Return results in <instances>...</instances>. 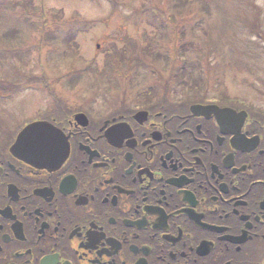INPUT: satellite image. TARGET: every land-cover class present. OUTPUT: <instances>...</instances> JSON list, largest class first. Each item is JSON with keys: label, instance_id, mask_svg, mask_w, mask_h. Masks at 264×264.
<instances>
[{"label": "flooded vegetation", "instance_id": "1", "mask_svg": "<svg viewBox=\"0 0 264 264\" xmlns=\"http://www.w3.org/2000/svg\"><path fill=\"white\" fill-rule=\"evenodd\" d=\"M191 105L61 124L56 172L0 151V264H264V112Z\"/></svg>", "mask_w": 264, "mask_h": 264}, {"label": "rangeland", "instance_id": "2", "mask_svg": "<svg viewBox=\"0 0 264 264\" xmlns=\"http://www.w3.org/2000/svg\"><path fill=\"white\" fill-rule=\"evenodd\" d=\"M111 1L0 0V51L17 49V54L23 57L16 54L0 56V83L19 87L7 98L8 93L0 92L5 95L0 98V145L8 130L15 131L25 123L46 115L53 107L52 98L58 103L82 104L80 107L89 106L100 111L112 107L103 100L93 103L95 98L78 96L91 87L108 88L109 80L100 73L87 77L81 70L86 65L101 68L113 47H128L132 42L139 47L152 45L153 55L161 53L165 57L168 54L170 64L166 67L150 56L143 59L147 66L117 73L116 80L112 82L121 84V97H127L128 103L137 100H132L135 92L156 88L158 93H165L166 81H169V96L177 97L174 95L177 93V98H183L178 80L172 78L178 67L188 63L198 67L195 76L206 75L210 100L231 99L238 104L244 100L264 111V56L259 59L255 53V50L259 52L260 45V53L264 54V0H123L126 5L119 0ZM204 3L209 8L208 12L203 9ZM237 5L241 7L234 8ZM40 10L50 19L48 26H44V17L38 18ZM56 13H61L62 20L66 22L58 24L57 28L65 32L69 28L75 31L73 25H82L78 21L71 23L74 16L93 25L91 32L78 36L79 45L75 44L78 53L73 48L59 46L57 39L49 43L42 41L48 40L43 39V35L47 36V27L54 30ZM256 13L260 14L261 36L255 29L258 23L254 22ZM144 14L158 25H164L166 32L155 26H151L154 30L149 28L144 22ZM156 31L163 34L156 37ZM11 32L16 37L9 38ZM98 44H101L99 49ZM183 44L186 47H182ZM26 51L30 52L27 63ZM247 64L250 70H244ZM119 65L118 60L109 58L104 66L105 75H110V70ZM72 71L80 73L69 83L71 79L69 75L65 78V74ZM29 78L35 80L36 87H22ZM77 80L81 83L75 92L70 85L76 86ZM48 90L53 91L54 96L49 93V97Z\"/></svg>", "mask_w": 264, "mask_h": 264}, {"label": "trees", "instance_id": "3", "mask_svg": "<svg viewBox=\"0 0 264 264\" xmlns=\"http://www.w3.org/2000/svg\"><path fill=\"white\" fill-rule=\"evenodd\" d=\"M119 3H121L122 5H126V2H124L123 0H119ZM203 5H204L203 9L207 10L206 12H208L209 8L207 7V4L204 3ZM183 6H184V4H183ZM13 7L15 8L16 6H13ZM240 7H241L240 5H237L234 8H240ZM252 8H255V5H253ZM40 11H41V13L38 16V18H40V16L44 17V19L46 20L44 22V26H48L49 24H51L50 19L47 17V15L44 12H42V10H40ZM259 16H260L259 13L255 14L254 22H258L256 24L255 29L257 31V34L259 36H261V34L259 33V31L261 29L259 27L260 26V22H259V18H258ZM62 17L63 16H62L61 13L54 14V18H57V19L53 20V23H54V26H55L53 28L54 30H52L51 27H47V31L45 32V33H47V36L43 35V39H48V40H42L43 42L49 43L52 40L57 39L58 41H60L59 42L60 43L59 46L73 48V43L75 41L76 36H78L80 34H84V32H86V31H90L91 32L92 29H93V25L92 24H90L89 22H87L85 20H78L79 17L74 16V17L71 18L72 19L71 23H73L75 21H78L79 25H80V23L82 25L78 26V27L73 25V27L76 29L75 31L71 30L70 28H69L68 32H65L64 30L62 31L61 29L57 28L58 24H65L66 23L65 21L62 20ZM143 18H146V20H148L150 22V25L157 27L158 30H160V31L163 30L162 31L163 33L166 32V28H165L164 25L163 26L158 25L157 23L153 22V20H151L148 16H145V14L143 15ZM89 24L91 25V29H89ZM67 25L69 26V24H67ZM63 34L65 35L64 37H63ZM162 34H160L157 31L155 33L156 37H158L159 35H162ZM8 35H9L8 36L9 38L16 37L13 32L9 33ZM145 36H146V39H148V36H147L146 32H145ZM40 40H41V38H40ZM53 46L55 47V45H53ZM182 47H186V44H183ZM39 49H40V46H39ZM258 49H259V52L255 50L256 56L258 55L259 59H262L264 54L260 53L261 52V46L260 45H258ZM76 50H77V48H76ZM29 51H30V49H29ZM29 51H26L24 53V55H26V59H28L30 57V52ZM151 51H152V47L151 46L139 47L134 42H132L131 46L128 45V47L119 48V47L115 46V47H113V52L108 54L107 58H113L116 61L118 60L120 65L116 69H112L110 71L113 74H117L121 70L132 71V70H134L135 67H140V66L144 67L146 64L143 63V59L144 58H149L150 56L153 57V59L156 62L158 61L160 63L166 64V67L169 66V64H170L169 61L170 60H169L168 54L164 57L161 53H159L158 55H153ZM78 52L79 51L77 50V53ZM1 53H3V55H7V54L14 55V54H16L17 57H20V58L23 59V57L21 55L17 54L18 53L17 49H15L13 51H8V52H2L1 51L0 55H1ZM38 53L40 54V52H38ZM245 67H246V69L250 70L248 64ZM196 69H198V67H196V66L193 67L191 64L184 63L181 67H178V69L174 73V78H172V80H176V81L178 80L177 83L180 84V86H179L180 87V91H182L183 93H187L188 90H194L195 91L194 93L196 95H199V92H197V90H199V89H202V91H204V92H209L210 91V88H207L208 81L205 80V78H204V77H206V75L200 74L198 76V74H197V76H195L194 73H195ZM68 75H69V77L71 79V80H68V82L72 83V74L70 73ZM68 75H65V78H68ZM29 80H32V79L29 78L28 81ZM38 81H40V80H38ZM70 87H71V89H75L76 88L75 85H70ZM168 87H169V81H166L165 82V90H166L165 93H158L156 91V88H152L149 91H146V92H143V93H136L135 96L137 95L138 97H140L141 100H146L148 98H150V99L159 98V99L163 100V99L169 97L168 90H167ZM124 94H126V93L124 92ZM204 94L207 95L208 93H204ZM174 95L177 96L178 94L175 93Z\"/></svg>", "mask_w": 264, "mask_h": 264}, {"label": "water", "instance_id": "4", "mask_svg": "<svg viewBox=\"0 0 264 264\" xmlns=\"http://www.w3.org/2000/svg\"><path fill=\"white\" fill-rule=\"evenodd\" d=\"M199 106H194L192 108L193 111H196ZM47 125L43 122L33 123L27 126L18 136L16 143L12 147V151H16L17 149L21 150L23 153L26 152L27 148L31 146L33 143L37 141L40 142L42 140H48L49 134L40 132L46 130ZM25 159L30 161L32 157L25 154Z\"/></svg>", "mask_w": 264, "mask_h": 264}]
</instances>
